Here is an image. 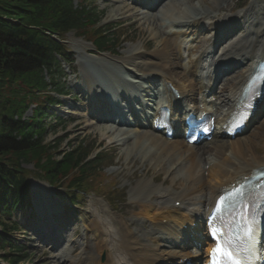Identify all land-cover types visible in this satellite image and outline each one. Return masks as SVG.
Returning <instances> with one entry per match:
<instances>
[{
    "label": "bare ground",
    "instance_id": "6f19581e",
    "mask_svg": "<svg viewBox=\"0 0 264 264\" xmlns=\"http://www.w3.org/2000/svg\"><path fill=\"white\" fill-rule=\"evenodd\" d=\"M112 1L114 3L111 4L107 21L124 20L133 31L137 32V35L146 37L150 34L153 43L155 42V49L146 53L139 47L131 46L127 47L121 55L112 56L103 53L104 62L96 63L95 68H90L85 60L80 59L81 73L75 76L80 77L81 84H73L72 88H75L87 102L100 103L105 95L104 90L114 92L116 86L110 85L104 88L97 84L95 77L103 73L116 74L121 71L127 74L125 80L123 79V86L129 87L130 84H135L132 87L136 88L135 91L138 89L143 92L144 101L148 106H154L156 116L159 115L161 106L169 107L176 115L180 112L183 103L188 101L193 103L200 96L204 102L206 98H209L212 107L222 115L218 120V130L214 132V139L208 142V149L202 147L200 151L194 146L184 144L183 140H168L156 130L152 121L147 127L142 122L136 123L135 128H132L130 125L133 118L130 117L122 123L127 126L126 129L118 127L117 120H110L115 126L105 123H103L105 125H98L103 122L102 116L91 113L89 110L77 116L80 118L90 116L93 119L92 122L82 119L73 125L74 127L83 123L82 127L94 131L95 137L100 138L101 142L110 137V147L121 150L120 174L132 169L133 172L127 177L141 178L147 176L153 168L157 173L153 175L152 182L159 181L160 175L164 177L162 185H154L152 188L145 179H141L130 189L132 208L137 209L135 216L147 218L150 222L147 233L138 227L131 228L132 225H136L137 218L126 220L117 213H111L105 205H102L103 213L106 214L104 220L108 218L106 223L113 229L114 250L108 247L106 232L99 228L95 229L98 225L104 224V220L99 216L87 223L90 228L85 238L91 241L84 250L86 256L82 258L83 261L91 259L88 264H167L169 259L174 260L177 256L175 253H170L166 257L159 253L158 242L174 239L177 245L180 244L185 240L182 236L185 226L189 223L187 227L189 229L190 223L196 216L181 213L175 209H170L164 214V210L176 200H181L182 211L192 207L194 212H201L206 218L210 208H203L214 201L222 187L229 186L237 178L250 174L254 167L264 166V155L257 156L254 152L258 144L255 142L257 136H262L264 143V128L258 130L251 139L246 138V143L240 141L232 143L230 149H228L230 146L228 141L222 139L225 135L223 126L229 118L223 107H227V112L234 110L238 102L237 98H240L239 92L242 85L256 62L264 57V0H248L243 14L237 16L245 25V33L218 52H214L210 47L211 39L202 36V33L188 36L190 31L186 32L184 29L193 26L199 31L202 26H207L209 31L216 33V28L222 21L221 14L234 8L230 0H198L197 3L194 2L195 0H159L157 6L154 3V7L156 6L154 11L140 9L138 4L145 7V0H131L132 3L129 0ZM103 5L110 6L107 3ZM213 17L216 18L213 23L204 21ZM141 42L143 47L152 43L144 40ZM76 45L80 46L79 53L83 54H88L92 48L82 41ZM184 53L187 54L186 62L181 60ZM235 59H238V62ZM220 63L231 66L233 64V67L239 64L245 66L234 77L224 80V76V82L220 88L211 87ZM155 79H158V85L150 83ZM172 82L180 89L181 99H177L172 93L161 94L159 89ZM99 90L104 92L103 97L97 94ZM209 90H213L211 95L207 93ZM92 91L96 95H92ZM126 98L135 99L129 95H126ZM217 100L221 102L215 103ZM68 104L76 106L72 101ZM257 108L262 109V112L264 110L258 105ZM230 123L231 120L227 125ZM176 128L181 130V124H177ZM245 145V150L252 154L250 158H245L243 148ZM227 151L230 153L226 154ZM166 184L168 186H164ZM205 202L208 203L202 207L201 204ZM166 218L168 222L163 225L161 222ZM86 220L87 218L84 222ZM67 249L69 250L70 246ZM103 251L107 253L104 263L99 259ZM184 255L194 256L191 252ZM58 256L64 263L67 260H73L71 257L67 258L65 252ZM181 260L184 261L185 257H181Z\"/></svg>",
    "mask_w": 264,
    "mask_h": 264
},
{
    "label": "trees",
    "instance_id": "16d2710c",
    "mask_svg": "<svg viewBox=\"0 0 264 264\" xmlns=\"http://www.w3.org/2000/svg\"><path fill=\"white\" fill-rule=\"evenodd\" d=\"M99 16L93 8L73 0H0V247H6L17 225L3 217L29 203V181L23 163L35 162L49 182L71 177L73 191L82 192L95 172L90 150L72 146L55 159L45 144L43 106L56 103L48 94L47 74L56 76L58 55L67 58L63 39L67 32L92 37L99 47L107 41L92 28ZM94 36V37H93ZM97 40V41H96ZM55 92H62L57 88ZM32 117L24 118L31 105ZM58 147V146H57ZM56 147V148H57ZM55 148V147H54ZM85 187V188H84ZM3 245V246H2ZM3 259L19 263L10 253Z\"/></svg>",
    "mask_w": 264,
    "mask_h": 264
},
{
    "label": "rangeland",
    "instance_id": "374dc122",
    "mask_svg": "<svg viewBox=\"0 0 264 264\" xmlns=\"http://www.w3.org/2000/svg\"><path fill=\"white\" fill-rule=\"evenodd\" d=\"M83 1L84 0H74V3H76L77 5L79 4V2H83ZM91 1L93 2V6L97 7L98 10L104 13L105 15L101 17L100 21H101V24L104 25L106 23L108 26H103V29L105 30L106 28L108 29L107 31L109 32V34L113 33L115 35L114 41H112L109 45V48L112 51L111 53L113 52L120 53V51H124L127 47H131V46L139 47L142 50H146V52L152 51L153 49H155V45H154L155 42L153 43V40L150 34L146 35V37L137 35L136 34L137 32L133 31L132 28L128 27L129 25L125 21L123 22L117 21V20L107 21L108 15L111 9V4H113L114 1L112 0H91ZM194 2L197 3L198 0H195ZM104 3L110 4V6H104L103 5ZM230 3L233 5L234 8L232 11H225L224 14L226 15L236 12L237 10L239 11L241 8L244 9L247 4L245 3L244 0H230ZM224 14L222 15V17H224ZM100 21H99V24H100ZM205 35L207 36L209 35V33H206ZM80 40L86 42L84 37H77L75 34H73V32L67 34L66 42H67V48L70 49L69 56H70L71 61L69 63L70 65L64 63L65 69H60L62 71L59 73L61 76L57 80V82L60 83L61 87L65 86V88L68 89V92L70 96L74 98L75 105L78 106V109L77 108L69 109L67 105L69 98L60 97V100L63 106H60L59 108H56V109L54 107L53 110L58 115H60L62 119L56 122V119L52 116H47V118H45L44 120L45 127L47 125L48 130L50 132L48 137H46L45 139V144H49V143L51 144V146L53 147L52 151L54 152L55 159H60L61 152L71 149L72 146L78 145L79 142H82V141L85 142L87 149L94 150L90 158H93L96 153L103 151L104 155L106 156H104L103 158L104 160L98 164V171L96 172L99 174L96 177L95 183L97 182L96 185H103V186H106L107 188L110 187V189L113 188V190L115 191L114 200L117 204L116 206L117 209H114L113 207H111V205L107 202L105 197L95 195L94 193H92V191H88L85 194H77V198H78V201L76 203L77 205L74 206L73 210L69 211L70 214L73 213L72 216H70L74 220L73 228H72V231L68 234V237L67 235L64 236V238H66V240L70 242L71 244L77 241L78 238H80L79 236H84L82 223L86 217L87 218L97 217L98 212H100V214L103 217H105V214L103 213L102 208L100 206L102 203H104V205L108 204V207L107 206L106 207L109 208L110 211L118 213L119 215L125 216L127 218H132L133 213H135L136 211L132 208V206H129L127 204L131 200L130 189H132V187L136 185L141 179H145V181L150 184L149 186L153 188L154 185H162L161 184L163 181L162 179L164 178L162 175H160L159 181L152 182L151 179L153 175L157 173L156 169H153V168L147 176H143L141 178L136 177L135 179H133V178L127 177L133 172L132 169L127 170L126 173L120 174L119 170L121 169V164L119 163V160H120L119 158L121 155V150L119 148L116 149V148L110 147L109 145L110 144L109 142L111 140L110 137H108L104 142H101L100 138L95 137L94 131H90L82 127L83 123L78 124L77 126L73 127L74 124H76L78 121L81 120L77 118L76 115L82 114V109L87 107L86 102L80 99L79 95H77L75 91L72 92V88H71V84L78 80L76 79V77H74V72L76 71L75 74L80 73L79 71L80 70V66H79L80 59L77 54V51H79L80 48H78L75 45ZM141 40H144L145 42L146 41L152 42V43H149V45H147L146 47H143L141 45L142 43ZM88 44L92 45L91 43H88ZM93 54H94L92 55L94 57L93 59L97 58V55L94 52ZM184 55H185V58H184V61H185L187 55L186 54ZM83 59L87 61L93 60V59L88 60L89 58L87 56H85ZM71 67H72V70L70 69ZM53 110L51 109L50 112L51 111L53 112ZM66 112H70V113L67 114ZM32 114H33L32 108L28 109L24 117L26 118L30 117L32 116ZM82 119L88 120V121L91 120L90 117H85ZM59 122H63L66 126L64 128H61L60 126L58 127L59 129L57 132L55 131L53 132V129H54L53 127L58 126ZM98 125H101V124H98ZM109 125L111 126L113 124L109 123ZM263 128H264V120L260 122L256 127H253L250 130L251 132L249 134L243 135V137L241 138V140L243 139L242 142L246 143L245 142L246 138L251 139L252 136L258 130L263 129ZM61 138H63L64 140L61 142L59 147H57ZM255 140H256L255 142H258V144L254 152L257 153V155L263 156L264 155V143L262 142V136L260 137L257 136ZM245 147L246 145L243 147L245 151V158H249V156L251 155L250 151L245 150ZM23 167L26 168L27 170L29 169L30 171L38 170L35 162L24 163ZM167 175L169 176L170 174H167ZM35 177L37 176H34L31 181L32 195L34 196L37 195V197H40V198H37L35 196L38 200L44 199L45 202L47 201L50 202L51 199H53V202H56V204L60 205L59 206L60 209H68V207H71L70 206L71 203L68 200L70 192H68L65 187H63L62 189L52 190L51 197L47 196V192H45L44 195L36 194L35 193L36 186L47 187L48 185L43 180L37 179ZM164 186H168V184ZM92 202H95V204H92ZM41 207L42 206H40L39 208ZM34 208L35 209H32V213L37 210L36 207ZM24 214L30 215V210L22 211L21 213L18 212L16 219L21 220V217L25 216ZM107 227H108L107 224H103V228H107ZM28 231H30V229H28ZM74 232H76V234L72 237ZM12 238L19 245L23 244L26 247L25 250L19 253L20 255H27L25 260H23L20 264H72L70 261H73V260H70L68 262L66 261V263H62L61 260L58 259V257H56V255L61 254L60 252L62 251V248H58L52 251L51 248L48 247L49 245L44 246L43 243L37 240L36 235L32 231L27 232V234H25V232L23 231H19V233L15 234L14 237ZM107 239H108V242H107L108 246L109 247L112 246L111 245L112 244L111 241L113 240L112 236L111 235L108 236ZM79 240H81L82 243L87 244V242H85L84 240L82 239H79ZM74 244L76 248L70 251V257L72 259L77 257V255L81 253V250H82V247L76 246V243ZM2 253L3 251L0 250V254ZM105 258L106 257L104 254L101 256L100 260L104 261ZM0 263H3L2 258H0Z\"/></svg>",
    "mask_w": 264,
    "mask_h": 264
},
{
    "label": "snow or ice",
    "instance_id": "6c2138e0",
    "mask_svg": "<svg viewBox=\"0 0 264 264\" xmlns=\"http://www.w3.org/2000/svg\"><path fill=\"white\" fill-rule=\"evenodd\" d=\"M239 195L243 197V189L239 190ZM243 219V245L236 247L230 243H217L212 250V264H261L264 262V247H260L258 239L261 218L256 215H247ZM212 235L214 237L217 235L215 230L212 231Z\"/></svg>",
    "mask_w": 264,
    "mask_h": 264
}]
</instances>
